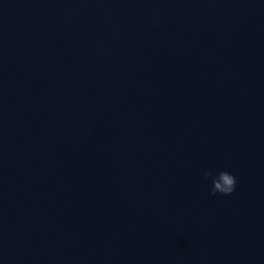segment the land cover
<instances>
[{"label":"water","instance_id":"95a60500","mask_svg":"<svg viewBox=\"0 0 264 264\" xmlns=\"http://www.w3.org/2000/svg\"><path fill=\"white\" fill-rule=\"evenodd\" d=\"M0 264H264V0H0Z\"/></svg>","mask_w":264,"mask_h":264},{"label":"clouds","instance_id":"9594fccd","mask_svg":"<svg viewBox=\"0 0 264 264\" xmlns=\"http://www.w3.org/2000/svg\"><path fill=\"white\" fill-rule=\"evenodd\" d=\"M202 175L205 181H211L210 192L213 195L216 193L230 195L235 191L237 178L226 169H221L219 171L204 169Z\"/></svg>","mask_w":264,"mask_h":264}]
</instances>
